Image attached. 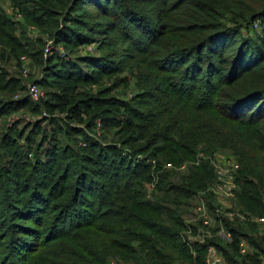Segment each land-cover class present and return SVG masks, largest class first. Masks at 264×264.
Returning <instances> with one entry per match:
<instances>
[{
	"label": "trees",
	"instance_id": "16d2710c",
	"mask_svg": "<svg viewBox=\"0 0 264 264\" xmlns=\"http://www.w3.org/2000/svg\"><path fill=\"white\" fill-rule=\"evenodd\" d=\"M10 13L49 31L55 47L71 49L37 70L35 82L46 90L41 103L8 70L12 59L22 68L25 53ZM118 34L136 40L131 60L146 81L132 102L108 96L109 90H80L120 73L114 58L100 54L106 39ZM95 44L98 53L74 52ZM30 55L41 64V50ZM149 69L165 76L161 86L145 75ZM43 111L51 116L28 127L11 123L0 136V200L9 213L30 221L27 228L12 215L0 219V264H106L112 256L135 264L189 263L193 255L180 232L189 229L199 197L214 211L208 190L216 174L205 160L186 173L166 166L226 154L239 165V211L264 217V0H0V120ZM99 120L145 159L133 165L130 149L123 157L116 146L104 147L71 124L93 131ZM63 134L81 137L87 147L75 155ZM84 151L94 156L83 161ZM32 152L34 162H26ZM13 156L19 170L9 173L4 162ZM149 184H155L153 200L144 192ZM224 223L233 239L219 250L228 262L264 264V226ZM241 242L252 252L241 254ZM198 246L197 261L205 264L207 247Z\"/></svg>",
	"mask_w": 264,
	"mask_h": 264
},
{
	"label": "rangeland",
	"instance_id": "374dc122",
	"mask_svg": "<svg viewBox=\"0 0 264 264\" xmlns=\"http://www.w3.org/2000/svg\"><path fill=\"white\" fill-rule=\"evenodd\" d=\"M10 16L12 17L13 15L10 13ZM14 19V21L16 22V28H15V36L20 40V42L22 43V46L24 47V51L25 53H22V56L20 57V62L22 64V68H20L18 65H16L18 63L17 60L10 62L8 70L12 75H15L17 78L21 79L22 82L27 86V90L29 88L30 85L32 84H37L35 81L39 78H41V73L42 71H37L41 68H44V66L46 65V62L48 61V59L54 55H56L57 52H60V54H70L71 49H66L63 45H59L57 47H55V40L54 38L50 35V32L45 30V29H41V28H37L35 25L31 24L25 16H22L20 13H17L16 15H14L12 17ZM30 23L27 24V21ZM255 28L259 29V27L255 26ZM128 37H130L129 35H127ZM137 40H138V36H136ZM112 38V39H111ZM110 39H106V44L108 45V47L105 49H102L100 51V54L102 56H108L111 58H114L117 62V67L120 68V73H114L113 75H108V76H103L98 83L88 86L86 89L85 88H81V91H88L90 93L96 94L98 91L100 90H109V93H107L108 96H112V97H116V98H120L123 100H126L128 102H132L133 99L136 98V96L142 92L143 88L146 89L147 87L146 85V81L142 80L140 78V71L138 69L135 68V60H131L133 59L135 56H137V48L134 45V42H126L124 39L122 40V37L120 36V34L115 35L114 37H111ZM41 42V44H40ZM145 45V44H144ZM50 47V52L46 57V49L47 47ZM143 46V45H142ZM99 45L95 44L92 45L91 47H82L79 50H74V52L76 54L79 55H86V53H98L99 52ZM36 49L41 50L43 58L41 61V64H39L38 59L33 58L30 54L35 52ZM114 55V57H113ZM155 57V56H154ZM130 58V59H129ZM153 62L155 63L156 58L152 59ZM39 64V65H38ZM140 64L143 66L142 68H144L145 71V67H146V63H141ZM40 67V68H39ZM134 69H131V68ZM137 67V64H136ZM26 70V71H25ZM157 70V69H156ZM33 71H36L35 75L32 74ZM27 72V73H25ZM146 76H149L151 79H153L154 77L157 79H154V82L158 85H162V83L164 82L163 79L164 77L158 75L157 71H154V69H149V72L145 73ZM169 75H167L168 77ZM125 81L123 84H120L118 82V80L120 79H124ZM38 85V84H37ZM43 90V89H42ZM79 91V90H77ZM43 98L39 101H33L35 103H41L45 98H46V90H43ZM49 116H51L49 114L48 111H43L42 115H33L30 113H16L11 115L8 118H4L2 120H0V136H3L4 133L8 134L12 129L11 127V123L13 127L16 126H20L23 127L25 126H31L32 124L36 123V121H43L44 119H47ZM54 116L58 117L59 119L64 120L65 115L63 114H55ZM9 121V122H8ZM6 122V123H5ZM8 122V123H7ZM71 124L73 125H77L80 126V128H82L85 132H88V134L92 135L94 137V139L99 142L102 146L106 147V146H116L117 148L120 149V151L122 152L123 157H126L127 155L130 154V148L125 146L123 144V142L121 141V134L118 135H114L116 133V129L115 128H105L102 124V121H97L96 125L93 129V131H90L89 129H87V127L85 125L82 124H76L75 122H71ZM10 125V126H9ZM76 137V135H75ZM60 139L62 140V142L64 144H66V142L72 146V150L73 153L75 155H78L79 152V148H86L87 145L85 142H83V140L81 139V137H76V139H74V136L72 138L71 135H66L63 134L60 136ZM77 146H76V144ZM46 146V144H45ZM79 147V148H78ZM130 149V150H129ZM26 150V149H25ZM42 151V150H41ZM132 153V158H130L129 162L133 165H135V163L139 160L144 158L143 156H139L137 155L133 150H131ZM83 157H80V159H82L83 161H86V157L89 156H94V154L89 153L88 151H84V153H80ZM223 154V153H222ZM219 155V154H216ZM226 155V154H223ZM231 156V155H230ZM34 157H35V153L32 152L31 154H28V156L26 157L25 161L29 162V163H33L34 162ZM145 159V158H144ZM150 160H146L147 163ZM116 162L118 163L117 159ZM5 164V169H7L9 171V173H11L13 170L18 171V159L17 157H12V160H7L4 162ZM151 164H153V162H151ZM20 165V164H19ZM154 165V164H153ZM51 167L54 166V163H52L50 165ZM86 166L94 169H97L99 167H96V165H94L93 163H87ZM154 167V166H152ZM57 168H53L52 169V173H57L56 172ZM107 170V169H104ZM67 173L72 174L73 170L72 169H67L64 170ZM152 171H154V169H152ZM29 173H32V171H29ZM40 175H43L42 173H40ZM39 175V176H40ZM39 176L37 178H39ZM145 191L146 192V196L148 197L150 194H152L153 190L151 185H145ZM17 194L15 192V190L11 189L9 196L10 197H16ZM208 195V194H206ZM205 195V196H206ZM237 195H236V200L234 202H230V201H223L222 204L217 203V200L214 201V205H215V209L213 212H211L212 216L214 218H218L221 217L224 221L226 220L227 214H228V210L229 208L232 206V208L234 207H238L239 205L237 204ZM0 202H2V204H0V219L1 218H8L9 216H13L12 219H16V224L19 226H23V227H30V221H28V219H19L17 216L9 213L10 210L6 209V201L0 200ZM15 204V203H14ZM11 203V208L12 205H14ZM238 205V206H237ZM193 209L194 207L191 208V212L193 213ZM94 213H96L95 210H93ZM216 212V213H215ZM233 212V210H232ZM37 214V213H36ZM191 215V214H190ZM218 215V216H217ZM249 216V215H248ZM253 217V216H251ZM28 218V217H27ZM192 218V217H191ZM191 218H188L187 220H191ZM187 222V221H186ZM191 231L185 232V231H181L180 235H183V237L187 236L188 240L191 241L193 244H195V240H198L197 238V234L195 233V231L192 230L191 233H189ZM210 245L216 247L217 251L221 254V256L224 259V263L223 264H230L228 262V260L226 259L225 255L223 254V252H221L219 250V247L222 248L223 246H226L225 242L219 238V237H213L209 240ZM249 246V250L250 252H252V247L250 245ZM199 246L195 244V246L193 247L194 249L191 250V253L193 255V260H189V263H183V261H179V264H200L199 261H197V254L198 253L195 249L198 248ZM196 257V258H195ZM107 263L106 264H135L133 261L127 260L125 258H118V257H109L107 259Z\"/></svg>",
	"mask_w": 264,
	"mask_h": 264
},
{
	"label": "built area",
	"instance_id": "2783aa9c",
	"mask_svg": "<svg viewBox=\"0 0 264 264\" xmlns=\"http://www.w3.org/2000/svg\"><path fill=\"white\" fill-rule=\"evenodd\" d=\"M50 52V47L46 49V57ZM65 55V54H63ZM26 71V70H25ZM27 73V72H25ZM29 97L34 101H39L43 98V90L37 84H32L28 88ZM202 160L209 161L214 168L216 174V183L208 191H210L217 203L222 204L223 201H230L231 203L236 200L238 185L236 183V173L239 169L237 161L231 157L225 156L223 154L206 156L205 154L198 155L197 159L191 162H185L179 167H172L171 165L166 166V169H174L180 173H186L190 167L199 165ZM155 164V162H153ZM154 191L155 184L151 185ZM153 193V192H152ZM203 196V194H201ZM153 200L152 194L148 196ZM224 203V202H223ZM215 208V205H214ZM233 210V212H232ZM207 202L203 197H199L195 207L193 209L191 220H187L186 225L189 227L188 231H195L198 240H195L196 245L206 246V259L205 264H223L224 259L221 254L217 251L216 247L212 245H207L209 240L213 237L221 238L225 243H231L233 236L231 231L227 228L224 220L219 217L214 218ZM216 213V212H215ZM229 221H241L250 222L257 224L259 226H264V217H251L239 211L238 207L228 210L226 217ZM191 226V227H190ZM189 232V233H191ZM186 245L192 250L195 244L188 240L187 236L183 237ZM249 250L248 244L241 242L239 247V252L241 254H246ZM193 253V252H192Z\"/></svg>",
	"mask_w": 264,
	"mask_h": 264
}]
</instances>
